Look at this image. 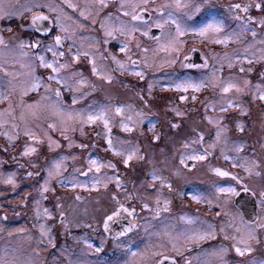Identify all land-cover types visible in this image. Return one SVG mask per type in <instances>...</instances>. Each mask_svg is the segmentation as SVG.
<instances>
[{
    "label": "rangeland",
    "instance_id": "1",
    "mask_svg": "<svg viewBox=\"0 0 264 264\" xmlns=\"http://www.w3.org/2000/svg\"><path fill=\"white\" fill-rule=\"evenodd\" d=\"M170 5H173V7H166L168 8L167 12H165L166 14L160 17L163 26H165L166 23H170V21L164 23V21H168V12L173 14V16L181 23L182 27L199 28L214 20L216 15L219 17L223 16L227 21H231L233 35L231 34L230 39H234L235 50L233 49L234 51L229 52L228 54H216L213 52L210 54V57L206 58V66L196 75L186 74L183 76L179 73L183 70L181 56L184 57L185 55H188V53H183L181 51L177 52L174 50L177 46V43L174 40L178 39V37L183 38L184 36H178L175 30L174 32L167 33L166 36H163L159 42L152 47V49L143 48L139 45L138 53L134 54L130 52V54H127L124 59L112 55L111 58L115 56L117 60L124 64V68L120 69L117 63L112 60L115 69L118 70V72H126L128 74L127 76H129H122L119 78L114 72V68L112 69V67L109 66V62H101L98 58V54L94 57L95 52L90 50V52H92L90 53L92 58L89 62V74H84L81 69L75 67V70L67 73L66 76L64 74L60 76L67 82L71 90H69L68 87H65L63 83H59L60 85L57 83L49 84L46 80H42L41 77L35 73V64L32 62V59L26 61L23 57L24 54L15 52L0 53V78L6 76V82H11L12 84L9 88L12 89L14 94H18L20 97L14 107V96L8 97L6 95L8 98L0 103V109L9 108L10 110H18L22 119V123L16 125L9 117H7L5 120H2L4 122L3 125H12L7 132L9 135L17 137L20 134L22 137L27 138V142H24L23 147L29 145L37 148L38 146L37 152L29 156L20 155L23 149L22 147L19 151V157L21 158L23 165L21 170L26 172L27 175V182L34 178L38 190L37 194L31 199L30 207L35 213L38 208L40 210L43 202V204L47 206V208L45 206L43 208L42 222L37 225L36 229L37 234H39L36 240H44V264H55L52 260V245H49L48 243L53 237V223L56 221L51 208L56 203H59L63 207L64 200H66L65 204L72 200L71 197L65 198L66 195L63 194V192H67L69 188L98 189L99 187H105V184L107 186L109 184L116 185V167H107L108 162L117 166L114 157L120 156L126 159L129 154H132L133 156L130 161L139 160L142 151L141 146L135 139L142 137L148 139L151 132H157L158 126L156 125L158 120L145 113V110H149V102L147 104L143 100H140V104L136 105L133 102L135 99H131L132 94L129 91H131L130 88L135 89L133 77H138V75L135 74L137 72H142L143 77H145L144 80L146 81V86L144 85L145 87L143 88L139 87V90H143L146 96H154L160 88H171V90H175L178 93L182 92L186 94V92L178 91L174 87L175 84L186 81H190L194 84H200L203 82L205 86L200 90L205 87L211 88V91L207 92V95H203V93L201 94V99L190 100V103L194 104L193 107L178 106L175 100H166L165 104L170 106V111H172V115L175 118H177L175 110L178 109L181 112V115L178 116V118H180L178 121L184 123V131L181 134V138L178 140H173L172 136L167 140V138L163 136V133L161 134L162 136L160 134H155L156 136L154 139L160 149L156 152L157 154L153 159V163L156 164L160 162V164L165 166L168 171H171V173H187L188 175L194 176L198 173V168L193 170L195 167L193 163L199 162V164H197V167L200 165L199 171L202 172V174H209L203 163H206L209 157H213L220 158L219 167L222 169L224 167L222 165L225 163L224 161H232L240 168L250 169L252 173L251 175L255 174L258 164H256V161L252 158L260 155L258 151L259 143L256 142L255 139V135L258 134L256 128L258 125L264 127V100L259 99V91L256 87L257 85L264 86V43L260 42L261 40H264V28H261L254 21L236 19L235 17L238 14L231 17L223 11L217 12L214 9L215 6L213 4H211V8L205 6L200 12L196 13L191 20H188L184 15L187 9H177L174 7V4ZM197 15L200 16V19H197ZM243 15L258 17L254 10L249 14H240L241 17H243ZM229 16L232 19H230ZM245 24H247L248 28H254L256 30L257 35L255 38L252 36L251 31L242 30ZM221 33V31L219 34L216 32H209L203 37H208L207 39L214 40H223V37L227 38ZM186 34H192L191 36L196 35V33L191 31L186 32L185 35ZM135 55L140 57V63L138 66L131 63L133 59H139L133 58ZM129 57L131 59H129ZM173 60H175V63L171 62ZM93 61L95 63L96 72H93ZM249 61H251V63H249ZM209 62H211V64H209ZM76 64H78V62ZM208 65H211L209 70H207ZM229 65L235 66V71L222 76L221 73L223 69ZM242 67L244 68L243 72L240 71ZM5 69L7 70V73H10L11 75H6L4 71ZM148 74L150 75V78L148 77ZM42 76L46 78V73L44 71L42 72ZM20 77L26 79L20 81L17 79ZM107 77H111V80L107 79ZM35 78H40L41 87L38 90H30L29 85ZM90 79L94 80L93 83L89 82ZM81 80H83V83H80ZM245 80L251 81L250 85L247 87L244 85ZM228 82L239 85L243 91L236 92L235 89H233L229 93H223L221 86ZM45 85L51 89H59L61 93L60 97L57 98L52 91L46 92ZM149 85H151V88H149ZM26 89L27 92L25 94ZM39 91L40 94L35 95V93H38ZM192 92L195 93V90L191 88L187 91L188 94ZM73 96L77 98L76 104L72 103ZM45 97L48 98L45 99ZM229 100L233 102V106L231 107L228 105ZM37 102H39L37 108L29 109L27 107V105L36 104ZM182 102L183 104L187 103V100ZM56 105L59 106L62 114H57L56 107H54ZM117 106H123L122 113H116L115 108ZM221 107L226 108V111H221ZM100 110L107 112V119L109 121L108 128L111 129L110 133L102 120H98L92 124L81 125L80 121L76 118V113H82L86 116L90 111L99 112ZM198 111L200 112V116ZM34 112L36 113L35 116L33 115ZM10 113L13 112L10 111ZM4 114H7V112H4ZM69 114H71L72 118H69ZM182 116L183 118H181ZM129 117H131L130 120L128 119ZM249 117L251 119H249ZM232 122H234V133L231 131ZM13 124L16 125L15 128L13 127ZM49 124H55L56 127L49 128ZM122 125H127V127L131 128V131H125ZM161 125L162 123H160V126ZM81 127L83 128V135H81ZM17 128L19 130H17ZM96 129L101 131L100 136L103 140L100 136L98 138L94 137V135L98 136L94 134ZM61 130H64V135H67L74 142L71 148L68 146L69 141L65 140L64 136L61 135ZM25 131H29L36 135L38 140L33 141L29 136L25 135ZM100 131H98V133ZM217 131L220 132L219 138H217ZM55 133H57L56 136L54 135ZM109 135L112 139V148H110L107 143ZM49 136H51L53 140L59 142V147H56L55 145H52L51 148L49 147ZM157 136L159 139H156ZM81 143L88 145V147H78ZM262 145L264 146V137L262 138ZM113 149L119 151L121 154L117 155ZM176 149H179V151L177 152ZM193 155H202L205 158L202 160L188 159L189 156ZM252 155L255 156L253 157ZM11 157H14V155H11ZM63 157H67V159H62ZM72 157H75V159ZM176 157L180 162L183 159V164L189 167L185 170L187 172L181 170L179 166L174 165ZM225 157H228V159ZM90 158L98 160L105 166L97 172L95 166L89 164ZM23 161H25L27 165ZM2 162L4 161L0 154V177L8 179L9 176H12L15 180L21 170H17V168H12V170L3 169L5 162L4 164ZM55 162L61 163L60 174L54 176L49 181L47 185L49 190L44 192V181L48 178L47 169H55ZM33 164H35V167L32 166ZM28 167L31 168V171ZM89 168H91V171L87 176L83 177L80 175L82 172H86ZM129 171L130 170L127 172L130 173ZM28 172H33L34 175L29 177ZM35 173H39V175L35 177ZM153 173H155L157 177L163 179L165 178L164 174L167 172L162 168H154L151 170V174ZM125 176L127 177V175ZM147 178L148 177H145L144 179L139 178L136 183L133 184V191L135 194L140 195L141 190L147 189ZM196 178L198 181L200 180V176H197ZM61 180L64 182L61 183ZM97 180H99V183H97ZM165 182L167 181L165 180L164 183ZM192 182L194 183L195 181L192 180ZM119 183L121 185L122 183L125 184V182L120 180ZM258 185L259 182H255L254 188L257 189ZM55 186L60 187L59 196H47V193L54 191ZM211 188L212 189L199 187L198 191H196L189 187V190L185 194L192 199L193 196H198L200 197V200L197 201L193 199L195 202L204 203L209 206H216L221 210L219 216L224 218L216 217L215 220L219 219L218 227L222 232L232 225L235 227L236 224H240V220L238 219L232 221L227 220V218H231V213L227 208L231 201V193L218 191L219 188L232 187L226 183L218 182L214 183ZM150 193L151 192L146 191L147 195ZM155 193L157 194L155 195L158 197V200H160V195H162L161 192L158 194L156 191ZM214 194L218 196L213 197ZM97 195L98 194L81 195L83 201L80 202L81 204L79 203V206H90V204H92V199L97 198ZM93 196L95 198H93ZM121 196L126 200L131 199V195L127 191H124ZM141 200L147 202V198H145V200L141 198ZM45 209L48 210L47 214L44 211ZM200 217V214L181 213L173 218V230L171 233H164L165 237H169L167 249L175 254H181L188 245L191 246L192 244L205 240H190L189 237L193 236V234L214 232L216 235V228L214 227L213 222L205 221ZM209 225H212L213 227L209 228ZM253 229L255 230L254 234L262 240V244L259 247L264 249V230L261 232L260 229L257 230L254 227L243 228L242 233L237 237V241L244 237L249 230ZM31 237V233L23 235V238L28 242ZM211 238L212 237H209V239ZM157 241H159V239H157ZM254 242L256 241L251 242L253 248L251 254H254L256 250ZM173 245H175V250L173 249ZM221 247L224 246L213 245L204 247L201 251L195 254L193 260L194 264H220L221 258L213 255V253L218 252ZM142 250L145 254L146 248H143ZM59 253L63 255V261L59 264H70V262L71 264H77L78 261L80 264H97L98 262L97 260L89 259L88 257L72 260L71 257L66 256V254L69 253L66 244L60 246ZM135 254L134 261H140L141 257L139 253L135 251ZM226 254H228V251L222 257L224 264H228L225 258ZM108 262L109 264H113L110 260H108ZM146 263L147 262H145V264ZM137 264H141V262ZM235 264L239 263L236 262ZM243 264H264V261H260L256 256H252L249 260H245Z\"/></svg>",
    "mask_w": 264,
    "mask_h": 264
},
{
    "label": "flooded vegetation",
    "instance_id": "2",
    "mask_svg": "<svg viewBox=\"0 0 264 264\" xmlns=\"http://www.w3.org/2000/svg\"><path fill=\"white\" fill-rule=\"evenodd\" d=\"M104 2L107 4V7H102L99 0H0V4L4 6L5 11L23 13L21 17L14 16L10 20H0V30H3L0 31V34L4 36L8 45V48L0 45V53L15 52L24 54L23 57L26 61L32 59V62L35 64L36 75L50 84L56 83L48 79L49 76L54 74L50 68H45L40 65L38 59L39 55H43L47 61L56 59L57 63H66L68 66L61 69L59 73V76L63 74L66 76L67 73L75 70V67L81 69L84 74H87L90 68L89 62L92 58L90 54L92 52H90V50H93V52H95L94 57L98 54V58L101 62H109V66L112 67V69L114 68V72L119 78L127 76L128 74L126 72H118V70L115 69L112 64V55L124 59L130 52L134 54L138 53L139 45L143 48L152 49L163 36L175 31V25L171 22L166 23L162 28L155 26L157 21H160V17H162L161 13L157 12L156 9L160 8L161 5L175 4V0H148L147 5L144 4V0H104ZM180 2L195 3L196 0H180ZM209 3L215 6L214 9L217 12L223 11L232 17L235 14L240 15L244 12L231 9L229 6L234 4H241V6H243L249 3V0H209ZM69 4L75 7H69ZM121 4H123V7H121ZM21 6L31 7L32 11H24ZM143 7H147L148 11L142 12L141 8ZM167 10L168 8L166 7L161 9L164 14H166L165 12H167ZM253 10L259 17L260 14L255 9H250L248 14ZM125 12H127L128 15H124ZM34 13H43L49 18L47 21L39 22V31L29 26L31 17ZM81 13H83V15H81ZM135 14L141 15L143 19L134 21L132 15ZM56 17H59L60 24H63L67 31L60 30L56 22ZM231 17L230 19H232ZM243 17H245L246 20L247 15H243ZM197 19H200L199 15H197ZM214 20L221 23V34L223 36L230 37L231 34L233 35L231 21H227L226 18L223 16L219 17L218 15H216ZM93 21L95 22L93 23ZM45 26H47L49 31L45 32L43 30ZM8 27L12 28L11 32L6 31ZM122 27L125 29L124 32L119 31ZM132 29L137 30L131 31ZM157 29L159 32L154 36V32ZM145 32H147V35H144ZM107 33H111V35H107ZM57 35L62 38L60 44L55 43V37ZM191 35L192 34H186L183 38L178 37V39L174 40L177 43L176 48L183 53H188V55L193 51L199 52L201 64L197 63L196 67H189L184 62L185 57L188 55L184 57L181 56L183 70L179 72L180 75H196L205 67L206 58L210 57V54L213 52L216 54H228L235 50L233 38L228 39L227 43H215L213 42L214 39L200 37L197 34ZM223 39L225 38L223 37ZM20 40H23L26 44L28 42L38 41L39 47L30 48L26 46L20 48L18 46ZM125 44L128 45V48L125 52H121L120 48ZM45 45H53V50L57 52L63 51L64 56H57L54 58L52 52L46 50ZM77 52L80 53L78 60L74 59V54ZM84 53H88V55H84ZM133 58L132 61L136 62L134 65L138 66L140 57L135 55ZM77 62L78 64H76ZM209 64H211V62H209ZM210 66L211 65H208L207 70L210 69ZM43 71L46 73V78L42 76ZM234 71L235 66H226L221 75L224 76ZM5 77L6 76L1 77L0 82H3L5 85V95L8 97L14 96L15 107L20 97L18 94H14L12 89L8 87L9 83L6 82L7 78ZM148 77L150 78L149 74ZM133 78L134 82L137 83L139 87L143 88L146 86L145 77H143V79H141L140 76ZM17 79L21 81L26 78L20 77ZM93 81V79H90L89 82L93 83ZM57 84L60 85L59 83ZM160 89L171 90V88ZM130 90L129 92L132 93V88H130ZM209 91H211V88L205 87L200 91H195V93L192 92L188 94L186 92V94L189 100H192L193 96L196 97L195 100H199L202 98V93L203 95H207ZM37 94H40V91L35 93V95ZM178 94L179 98L181 96H186V94L182 92ZM8 109L9 108L0 109V112H7V114L0 117V120H5L9 117L16 125L18 123L21 124L22 119L18 110L12 109L10 111L13 113H9L6 111ZM168 112L172 116L174 122L178 124L183 123L178 121L180 119L178 116L175 118L172 115L169 105ZM149 116L158 120L156 125L158 129L157 132H151L148 139L144 137L135 139L141 146L142 155L140 159L137 161H129L128 164L125 165L124 158L120 156L115 157L117 162V166H115L116 174L119 180L125 182V184H120V188H117L114 184H109L107 187L103 188L99 187L98 189L67 188L68 190H66L69 198L71 197L72 200L63 204V207L59 203L54 204L52 208L50 207L56 218V221L53 223L52 243L50 244L48 241L49 245H52V260L54 263L59 264L63 261V255L59 253L62 244H66L67 250L69 251L66 256L71 257L72 260L88 257L89 259L97 260V264H109L108 260L113 264H137L140 262L141 264H145V262H147L146 264H160L161 261L162 264H186V262H188V264H194L193 260L195 254L204 247L213 245L224 246L228 249V254L225 256L228 264H235L236 262L243 264L245 260H249L252 256H256L260 261H264V249L259 247L262 244L261 239H259L260 243L254 242L256 248L254 254L246 252L245 255L241 257L235 252L236 246L244 247L242 244H237V237L242 233L243 228L254 227L257 230L260 229L261 232L264 230L259 227L260 223H264V205L261 204L262 198L260 196V193L264 191V146L262 145L264 127L258 125L256 128L258 134L255 135V139L256 142L259 143L258 151L260 155L252 158L256 161V164H258L255 174L251 175V171V174H249V171H246L244 168L238 166L234 167L232 161H224L225 163L222 164L224 166L222 169L219 167L220 158L209 157L206 163H203L209 174H202V172L199 171L200 165L197 167L199 162H196L193 163V165H195L193 170L198 168V173L193 176L187 173H171V171H168L160 162L156 164L153 163V159L157 154L156 152L160 149L154 137L163 133V136H165L167 140H169L171 136L173 140H178L181 138L184 129H179V126H176L174 129L169 127L167 129L166 126H162L166 122L164 111L162 114ZM181 118H183V116ZM249 119L251 118L249 117ZM160 123H162L161 126ZM11 126L12 125L5 124L3 127H0V154L5 162L3 169L12 170V168H17V170H21L23 165L19 157V151L22 149L24 142H27V138L19 134L17 139L9 142L7 136L3 135V133L8 132ZM231 128V131L234 133V122L231 123ZM17 130L19 129L17 128ZM56 134L57 133L54 135L56 136ZM146 144H150V146H148V151L145 149ZM176 151L178 152L179 149H176ZM11 155H14V157H11ZM4 162L2 163L4 164ZM23 162L26 163L25 161ZM174 165L179 166L183 171L189 168L177 160V157ZM154 168L165 169L167 172L164 174L165 178L153 179L151 170ZM28 169L31 171V168L28 167ZM216 169L228 172L230 175L221 176ZM128 170H130V173L127 172ZM89 172H87V175ZM83 173L85 172H82L80 175L83 177L87 176L83 175ZM125 175H127V177ZM197 176H200L199 181L196 178ZM26 177V172H23V170L19 171L18 177L14 180L15 185L6 183L5 181L7 179L0 177V258L5 257V253L7 252L8 259L15 258L19 261L31 260L34 264H44V240H36L39 235L36 229L37 225L42 222L45 204H43L44 202L42 201L43 203L41 204L40 210L38 208L37 212L34 213L30 204L32 197L37 194L38 190L34 178L27 182ZM35 177H37V175ZM145 177H148L147 189L141 190L140 195L135 194L133 191V184L136 183L139 178L144 179ZM233 177H238V179H233ZM165 180L167 182L164 183ZM192 180L195 182L193 183ZM218 182L226 183L232 188H235L236 192L235 194L231 193V201L227 206L231 213V218H227V220H240V224H236L235 227L231 224L232 226L223 230L224 233L218 227L219 219L215 220L216 217H222L219 216L221 210L216 206L195 202L185 194L189 190V187L196 191H198L199 187L212 189L211 186ZM255 182H259L257 189L254 188ZM169 183L172 186L171 189L167 187ZM124 191H127L131 195L130 200L122 198L121 194ZM146 191L151 193L147 195ZM156 191L158 194L159 192L162 194L160 195V200H158L156 196ZM248 192L253 195L255 212H249L248 210H246L247 212L243 211L237 204L238 199L241 204H247L248 206ZM59 193L60 187L55 186L54 191L47 193V196H59ZM83 194L98 195L97 198L93 196L95 199H92V204H90V206L81 207L79 203L83 201L81 199V195ZM215 196L217 197L218 195L214 194L213 197ZM77 197H79V199H76ZM113 197H115V199H113ZM141 198L144 200L147 198V202H143ZM157 201H159V204H157ZM166 201L168 202V210L163 211ZM145 203L148 204V208L143 207ZM121 204L125 208H134V215L130 216L127 212L121 210L118 217L108 222V230H105L104 221L106 217L116 211ZM45 207L47 208V206ZM157 207L161 209L158 213L156 212ZM247 208L251 209L249 206ZM61 213H63V216ZM181 213L200 214V218L205 221L213 222L216 228L215 237L211 239L207 238L191 246L188 245L181 254H175L167 249L169 237H165L164 233H171L173 230V218ZM223 218L224 217H222V219ZM130 224L134 225L132 231L124 235H117L128 228ZM27 233L32 234L29 242L23 238V235ZM225 236L229 238L225 239ZM231 237H235L236 239L233 240ZM157 239H159V241H157ZM89 244H91L92 247H88ZM97 247L101 248L100 252L96 251ZM143 248H146L145 254L143 253ZM135 251L139 253L141 257L140 261H134L136 254L133 255V253H135ZM157 253H162V255H158ZM163 257H168V259H163ZM169 261L173 263H168Z\"/></svg>",
    "mask_w": 264,
    "mask_h": 264
},
{
    "label": "snow or ice",
    "instance_id": "3",
    "mask_svg": "<svg viewBox=\"0 0 264 264\" xmlns=\"http://www.w3.org/2000/svg\"><path fill=\"white\" fill-rule=\"evenodd\" d=\"M99 2H100L102 7H107V4L104 2V0H99ZM147 3H148V0H144V4L147 5ZM205 6H207L209 8L212 7V5L209 3V0H196L195 3H181L180 0H175V4H174V7L177 8V9H187V11L184 13V15H185V17L188 20H191L192 17L196 13L200 12ZM21 7L24 9V11H28V12L32 11L31 7H25V6H21ZM69 7H75V6L69 4ZM121 7H123V4H121ZM165 7H169L170 8V7H173V5H161L160 8L156 9V11L160 12L161 16H163L164 13L161 11V9H163ZM229 7L231 9L243 11L244 13H248L250 9H255L257 12H259V14H260L259 17H253L251 15H248L246 17V20L247 21H254L261 28H264V0H249V3H247V4L243 5V6H241V4H234V5H230ZM141 11L142 12H147L148 9H147V7H143V8H141ZM22 15H23L22 12L5 11L4 6L2 4H0V20H5V19H9L10 20L14 16L15 17H21ZM81 15H83V13H81ZM124 15H128V13L125 12ZM167 15H168V21H164V23L170 21L172 24H174L175 25V30H176V33H177L178 36H183V35H185L186 32L191 31V32L196 33V34L200 35L201 37H203V36H206L209 32L219 33L222 30V25H221V23L219 21L212 20V21L204 24L203 26H201L199 28H195V27L189 28V27H182L181 23L173 16V14L171 12H168ZM235 18L238 19V20L245 19V17H241L239 14ZM48 19H49L48 16L44 15L43 13H34L32 15V17H31V21H30V25L29 26L32 27V28H35L37 31H39L40 30L39 22L40 21H47ZM69 19H70V17H69ZM132 19L134 21L135 20H141V19H143V17L141 15H139V14H135V15H132ZM56 22H57L58 26L60 27L61 31H67V29L64 28L63 24H60L59 17H56ZM94 22L95 21H93V23ZM155 26L158 27V28H162L163 27V23L158 20ZM43 30L45 32L49 31L47 26H45ZM136 30L137 29H132L131 31H136ZM242 30L243 31H251V34H252V36L254 38L257 35L256 30L254 28H251V29L248 28L247 24H245V26H244V28ZM0 31H3V30H0ZM6 31L11 32L12 28L8 27L6 29ZM119 31L124 32L125 29L122 27V28L119 29ZM107 35H111V33H107ZM144 35H147V32H145ZM61 39L62 38L59 35H57L55 37V43L56 44H60ZM228 39H230V37H227V38H225L223 40L216 39L213 42H215V43H226ZM260 42L264 43V40H261ZM0 45L4 46L5 48H8V45H7V43H6L5 39H4V36L2 34H0ZM18 46L20 48H24L26 46L30 47V48H38L39 47V42L38 41L37 42H28L26 44L23 40H20ZM45 48H46L47 51H51L52 52V55H53L54 58L57 57V56H60V57L64 56V52L63 51H59V52L54 51L53 50V45H45ZM127 48H128V45L125 44L123 47L120 48V51L121 52H125ZM174 50L179 52L178 48H176ZM79 55H80L79 52L75 53L74 54V59L78 60L79 59ZM84 55H88V53H84ZM38 59L40 61V65L42 67L50 68L52 70V73L54 75H51V76L48 77V79L50 81H54L56 83H63L65 85V87H68L69 90H71V88L67 84V82L62 77L59 76L60 70L63 69V68H66L68 66L66 63H57L56 59H53L52 61H47L43 55H39ZM112 59L117 63V65L119 66L120 69L124 68V64L121 61L117 60L115 56H113ZM129 59H131V58L129 57ZM171 62L175 63V60H173ZM135 63H136L135 61H132V64H135ZM249 63H251V61H249ZM188 66L189 67H196V65H188ZM229 67H231V65H229ZM4 71H5L6 75H11L10 73H7L6 69ZM240 71L243 72L244 68L242 67L240 69ZM93 72H96L94 61H93ZM135 74L140 76L141 79H143V73L142 72H137ZM107 79L111 80V77H107ZM80 83H83V80H81ZM250 83H251V81L245 80L244 81L245 87L250 85ZM204 86L205 85H204L203 82H201L200 84H194V83H191L190 81L181 82V83H177V84L174 85V87L178 91H183V92H187L190 88L195 90V91H199ZM8 87H11L10 82H9ZM40 87H41L40 78H35L33 80V82L29 85L30 90H38ZM221 87H222V92L223 93H229L233 89H235L236 92H242L243 91V89L239 85H237L235 83H232V82H228V83L222 85ZM256 87H257V89L259 91V99L260 100H264V86L257 85ZM4 88H5V85L3 84V82H0V103H2L4 99L8 98L5 95ZM149 88H151V85H149ZM45 90H46V92L47 91L54 92L57 98H59L60 95H61L59 89H51L47 85H45ZM26 92H27V89L25 91V94H26ZM47 98L48 97H45V99H47ZM180 99L181 100H187V96H181ZM192 99L195 100L196 97L193 96ZM72 103L73 104L77 103V98L75 96L72 97ZM228 105L230 107L233 106V102L231 100H229L228 101ZM38 106H39V102H37L36 104L27 105V107L29 109H35ZM54 107H56L57 114H62L60 112V109H59L58 105H56ZM6 111H8L10 113V109H8ZM115 111H116L117 114L122 113L123 112V106H117L115 108ZM221 111H226V108L221 107ZM175 112H176L177 116L181 115V112L178 109H176ZM3 115H4V112H0V117H2ZM33 115L35 116L36 113L34 112ZM69 118H72L71 114H69ZM76 118L80 121L81 125L92 124V123H95L98 120H102L104 122V125H105L106 128H108V124H109V121L107 119V112L104 111V110H100L99 112H91L90 111V112H88V114L86 116L84 114H82V113H76ZM128 119L130 120L131 117H129ZM3 123L4 122L2 120H0V127H3ZM176 126L177 125H172V127H176ZM13 127L15 128L16 125L13 124ZM48 127L49 128H55L56 126H55V124H49ZM122 127H124L125 131H131V128L127 127V125H122ZM153 129H154V126H153ZM80 131H81V135H83L84 133H83V128L82 127H81ZM108 132L109 133L111 132L110 128H108ZM3 135L7 136L9 142H12V141H14L15 139L18 138V137H14L12 135H9L7 132L3 133ZM25 135L29 136L33 141H37L38 140V137L36 135H34L33 133L29 132V131H25ZM61 135L64 136L65 140L69 141L68 146L71 148L73 146L74 142L67 135H64V130H61ZM97 135H99V134H97ZM219 135H220V132L217 131V138H219ZM156 139H159V137L157 136ZM201 139H202V136H201ZM48 141H49V147L50 148H51L52 145H55L56 147H59V142L53 140L51 136L48 137ZM107 143H108L110 148L113 147L112 139H111L110 135L107 138ZM78 147L86 148V147H88V145L81 143V144L78 145ZM113 151L117 155L121 154L119 151H117L115 149H113ZM36 152H37V148L36 147L25 145L23 147L20 155L21 156H29L31 154H35ZM72 158L75 159V157H72ZM132 158H133L132 154H129L127 156V158L124 160V164L127 165L128 162ZM204 158L205 157L202 156V155H193V156H189L188 157V159H192V160H202ZM225 158L228 159V157H225ZM62 159H67V157H63ZM183 162L184 161L182 159L181 163H183ZM89 164L92 165V166H95L97 172H99L100 169L105 166L104 164L100 163L98 160H93L91 158L89 159ZM32 166L35 167V164H33ZM233 166L235 167L237 165L234 164ZM107 167L115 168V165L111 164V162H108ZM60 168H61V163L60 162H55V169H52V168L47 169V177L48 178L45 179V181H44V186H43V191L44 192H47L49 190L48 187H47L49 181L54 176L60 174ZM245 170L249 171V173H250V169L245 168ZM89 171H91V168H89ZM216 171L221 176H229L230 175V173L225 172V171H221L220 169H216ZM35 174L39 175V173H35ZM33 175H34L33 172H28V176L29 177H31ZM83 175H87V173H83ZM152 175H153V179H161L160 177H157L155 175V173H153ZM109 179H111V178H109ZM115 179L117 181L116 187L120 188L121 185L119 183V177L117 176V177H115ZM233 179H238V177H233ZM5 182L8 183V184H11V185H15V181L12 178V176H9L8 179ZM60 182L63 183L64 181L61 180ZM97 183H99V180H97ZM73 186H78V185H73ZM104 186L107 187L106 184ZM167 187L169 189H171L172 186L169 183L167 185ZM218 191L219 192L233 193V194H235V192H236L235 188H219ZM260 196L262 198L261 199V204L264 205V191H262L260 193ZM77 199H79V197H77ZM113 199H115V197H113ZM193 199L199 201L200 197L193 196ZM167 203L168 202L166 201L163 211H167L168 210ZM157 204H159V201H157ZM143 207L144 208H148V204H146V203L143 204ZM121 210L124 211V212H127L128 215H130V216L134 215V213H135V209L134 208H132V209L125 208L121 204L116 211H114L111 215L106 217V219L104 221L105 230H108V222L113 220L115 217H118L120 215V213H121ZM44 211L47 214L48 210L45 209ZM159 211H161V209L159 207H157L156 212L158 213ZM61 215L63 216V213H61ZM5 219H6V217H5ZM133 227H134V225L130 224L128 228L124 229L123 232L118 233L117 235L118 236L119 235H124L125 233L132 231ZM212 227H213L212 225H209V228H212ZM259 227L261 229H264V223H260ZM42 231H43V226H42ZM254 232H255L254 229L253 230H249L244 237H242L240 240L237 241V244L244 245V247H240V246H236L235 247V252L239 256L242 257V256L245 255L246 252L247 253H251L253 251L252 244H251L252 241H256V243H260L259 238L254 234ZM214 235H215L214 232L195 233V234H193V236L189 237V239L190 240H203V239H206V238H209V237L214 238ZM228 238L229 237L225 236V239H228ZM231 239L235 240L236 238L235 237H231ZM49 242L52 243L51 240ZM53 246H54V244H53ZM88 247H92V245L89 244ZM173 249L175 250V245H173ZM96 251L100 252L101 248L97 247ZM227 251H228L227 248L221 247L218 250V252H214L213 253V255L219 256L221 258L220 264H224V261H223L222 257ZM157 254L158 255H162V253H157ZM7 255L8 254L6 252L5 253V257L0 258V264H34V262L31 261V260L19 261V260L15 259V258L8 259ZM133 255H135V253H133ZM163 259H168V257H163ZM70 264H71V262H70ZM77 264H80V262L78 261ZM160 264H162V261L160 262ZM186 264H188V262H186Z\"/></svg>",
    "mask_w": 264,
    "mask_h": 264
},
{
    "label": "trees",
    "instance_id": "4",
    "mask_svg": "<svg viewBox=\"0 0 264 264\" xmlns=\"http://www.w3.org/2000/svg\"><path fill=\"white\" fill-rule=\"evenodd\" d=\"M134 88L135 89L132 88V93H131L132 94V98L131 99L132 100L135 99L133 102L136 105L140 104V102H139L140 100H143L147 104L149 102V110H145V112L147 114H149V115H158V114H162L161 112L164 111V114L166 116V122L162 126H166V127H170L171 129H174L175 127H172V125H177V126H179V129H184L183 128L184 127V125H183L184 123H181V124L179 123L178 124V123L174 122V120H172V116L168 112V104L166 105L165 102H166V100L170 99L171 101L175 100L177 102L178 106H182V107L191 106V107H193L194 104L190 103L189 99H187V103L183 104L181 99L178 97L179 96L178 93L175 92L174 90L158 89L157 93H155L154 96L151 97V96H146L144 94L143 90L140 91L139 90V86H138L137 83H135ZM188 111H190V110H188ZM198 113H199V116H200V112L199 111H198ZM196 115H198V114H196ZM95 131L96 132H94V134H96V135L99 134V135L98 136L94 135V137L98 138L100 136L101 131L99 129H96ZM98 131H100V132L98 133ZM100 138L102 139L101 136H100ZM148 146H150V144H146V148L145 149L147 151H148ZM63 194L66 195L65 198H69V195H68V193L66 191H64ZM65 202H66V200L63 201V204H65Z\"/></svg>",
    "mask_w": 264,
    "mask_h": 264
},
{
    "label": "water",
    "instance_id": "5",
    "mask_svg": "<svg viewBox=\"0 0 264 264\" xmlns=\"http://www.w3.org/2000/svg\"><path fill=\"white\" fill-rule=\"evenodd\" d=\"M159 30L157 29L154 32V36H156L158 34ZM184 62L186 65H197V63L201 64V60H200V53L197 51H193L191 52L188 56L185 57ZM89 172V170H87L85 173ZM248 206L251 207V209L247 208V204H241V202L237 199V204L238 206L243 210L246 211L248 210L249 212H255V207H254V202H253V195L252 193L248 192ZM247 212V211H246ZM171 261H169L168 263H170ZM164 263V262H163ZM173 263V262H171Z\"/></svg>",
    "mask_w": 264,
    "mask_h": 264
}]
</instances>
